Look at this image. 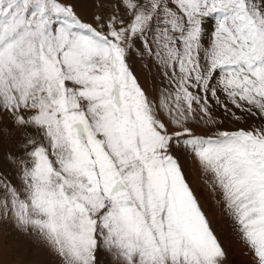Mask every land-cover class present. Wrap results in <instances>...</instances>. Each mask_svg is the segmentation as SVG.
Returning a JSON list of instances; mask_svg holds the SVG:
<instances>
[{"label":"snow or ice","instance_id":"6c2138e0","mask_svg":"<svg viewBox=\"0 0 264 264\" xmlns=\"http://www.w3.org/2000/svg\"><path fill=\"white\" fill-rule=\"evenodd\" d=\"M79 3L0 0V117L22 149L8 154L19 185L0 179V220L62 264H98L100 251L121 264H223L176 148L264 264V124L189 126L217 125L210 100L264 119V0H119L91 20ZM137 41L161 77L155 97L128 62Z\"/></svg>","mask_w":264,"mask_h":264},{"label":"rangeland","instance_id":"374dc122","mask_svg":"<svg viewBox=\"0 0 264 264\" xmlns=\"http://www.w3.org/2000/svg\"><path fill=\"white\" fill-rule=\"evenodd\" d=\"M119 0H80L76 11L85 19L91 20L93 14H99L104 18L116 13ZM121 15L123 9L120 8ZM134 74L138 77L142 87L150 96H156L153 91L161 84V77L152 59L145 53L144 47L139 41L136 47L129 53L128 60ZM223 100V96H221ZM226 102V101H225ZM213 117L217 120L215 127H205L197 123L189 124L196 134L214 135L220 131H234L239 128L248 129L251 126L264 124V119L242 113L229 104L231 112H225L223 108L210 100ZM235 112L241 119H234ZM202 113L197 112V119ZM161 118L167 124L166 114L161 113ZM0 126L7 127L12 135H6L0 131V179L10 181L13 185H19L20 177L16 165L9 159L8 154L19 157L22 149L18 143V135L15 125L10 117H0ZM178 129L169 128V131ZM174 155L181 157V164L186 179L194 190L209 221L210 228L222 245L227 256L223 264H252V254L246 244L241 240L236 230V225L228 214L226 207L218 191H214L195 158L182 150L173 149ZM98 264H121L106 251L97 254ZM0 264H62V259L51 251L48 246L34 235H25L19 232L10 221L0 220Z\"/></svg>","mask_w":264,"mask_h":264}]
</instances>
